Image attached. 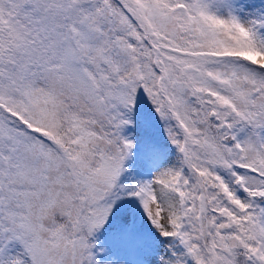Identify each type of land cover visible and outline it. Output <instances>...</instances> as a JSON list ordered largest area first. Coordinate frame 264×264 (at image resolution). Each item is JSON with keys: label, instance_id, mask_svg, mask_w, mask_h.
<instances>
[{"label": "snow or ice", "instance_id": "6c2138e0", "mask_svg": "<svg viewBox=\"0 0 264 264\" xmlns=\"http://www.w3.org/2000/svg\"><path fill=\"white\" fill-rule=\"evenodd\" d=\"M0 264H264V0H0Z\"/></svg>", "mask_w": 264, "mask_h": 264}]
</instances>
